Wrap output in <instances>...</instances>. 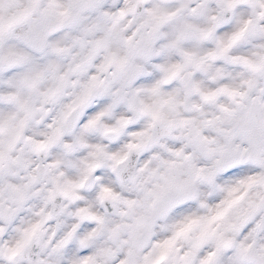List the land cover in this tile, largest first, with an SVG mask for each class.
I'll use <instances>...</instances> for the list:
<instances>
[{"label": "snow or ice", "instance_id": "obj_1", "mask_svg": "<svg viewBox=\"0 0 264 264\" xmlns=\"http://www.w3.org/2000/svg\"><path fill=\"white\" fill-rule=\"evenodd\" d=\"M0 264H264V0H0Z\"/></svg>", "mask_w": 264, "mask_h": 264}]
</instances>
